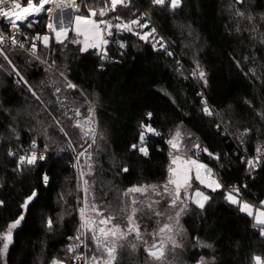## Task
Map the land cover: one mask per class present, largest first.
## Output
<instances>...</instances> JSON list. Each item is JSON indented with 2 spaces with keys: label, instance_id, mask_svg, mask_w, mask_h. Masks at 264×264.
Here are the masks:
<instances>
[{
  "label": "trees",
  "instance_id": "1",
  "mask_svg": "<svg viewBox=\"0 0 264 264\" xmlns=\"http://www.w3.org/2000/svg\"><path fill=\"white\" fill-rule=\"evenodd\" d=\"M86 2L97 13L111 4ZM143 13L167 47L151 37L141 40L140 27L118 28L99 55L97 49L81 52V43H74L78 39L69 32L53 45V55L41 49L44 60H53L51 67L4 46L9 61L0 59V238L23 220L12 229L6 253L0 243V264H68L79 228L77 207L84 205L87 216L97 204L121 224L128 217L130 193H137L130 188L168 184V141L178 130L221 187L206 190L203 209L191 200L173 207L188 241L178 252L169 248L163 264H197L200 257L205 264H264L261 226L226 199L227 191L254 205L264 198V0H181L176 9L170 0L164 5L131 0L114 10L124 23ZM25 31L44 33L45 20ZM200 70L206 86L198 78ZM69 82L76 87L68 88ZM202 101L212 115L203 112ZM142 123L154 130L145 132L143 144ZM141 146L147 156L138 151ZM36 152L34 164L21 163L22 156ZM77 153L79 175L72 168ZM144 210L134 215L140 239L133 232L119 240L114 264L121 257L120 264H147L145 247L159 236L162 222ZM89 246L94 257H106L93 241ZM88 264L97 262L90 258Z\"/></svg>",
  "mask_w": 264,
  "mask_h": 264
},
{
  "label": "snow or ice",
  "instance_id": "2",
  "mask_svg": "<svg viewBox=\"0 0 264 264\" xmlns=\"http://www.w3.org/2000/svg\"><path fill=\"white\" fill-rule=\"evenodd\" d=\"M48 2V0H40V4L38 6H36L35 4H33V0H28V6L27 7H22L21 3L17 2V0H0V16H5L8 18L9 23L12 25L13 30H17L19 29V27L21 26L20 24L17 23V21H20L21 24L27 20V18L32 15L33 12L39 13L42 10H45V4ZM153 4L155 5H164L165 4V0H152ZM237 3H242L243 0H236ZM5 3H10L11 7L9 9H4L2 7V5H4ZM112 3V8L113 10L115 9L116 5L118 3H123V0H111ZM73 4H75V0H73ZM181 4V0H170V6L172 9H176L177 7H179ZM19 10V11H17ZM50 11V9H48ZM76 11H79V9H76ZM89 12L91 14L92 17H95L97 15V12L94 9H89ZM238 15H243V13H237ZM13 15H15V19H13ZM99 16L103 17L105 15V10L101 9L98 13ZM75 22H76V31H77V35H83L84 36V47L80 49L81 52H86L89 48H96L98 47V43H103V44H107L108 41L106 39H104L103 37V29H101L100 25L106 23L105 21H96L93 19H89V17L86 16H81V15H76L75 16ZM132 23L137 24L140 27H147V25L145 24H140V22L138 20H134L132 21ZM28 26L31 27V22L28 23ZM48 27L50 29H54L53 24H49ZM107 27L110 29L111 27H113V25L111 24H107ZM115 27L119 28L120 25H116ZM126 30H131L130 26L128 25H124ZM155 32V29L151 30V33H146L145 35L140 36L141 40H144L147 38L148 35H151L152 33ZM65 34V30L61 29L56 31V36H57V40H60V37L62 35ZM108 35H111V32H108ZM4 37L2 35H0V41H3ZM47 40L48 37L45 36L44 37V42L45 45H47ZM74 43H80L79 40L73 41ZM12 43L13 44H17L19 43L16 39L15 36L12 37ZM20 47H23L24 45L22 43H20L19 45ZM163 46V45H161ZM35 47V45H33V48ZM120 47H124V44H121ZM153 47H155V45H153ZM169 55H171V53H169ZM17 75H19V73H17ZM193 76H196L197 73L193 72L192 73ZM198 78L202 81H204L205 86L207 85V80H206V73L203 70H200L198 73ZM68 88H75L76 85L72 84V83H68L67 84ZM57 91H59V89H57ZM204 103V107H203V112L206 115H212V111L211 109L207 106L206 102ZM77 115H79V111L77 110ZM151 113H148V116L151 117ZM262 118H264V114H261ZM79 126V124L77 125ZM141 127L144 128L145 131H142L140 133V141L141 144H143L144 140H145V132H152L154 131L150 126L148 125H144L143 123L141 124ZM217 127H219V125H217ZM63 131V129H61ZM249 130H245L246 134ZM181 137V132L178 130L175 134V136L169 140V144L171 145V147L176 151V155H173L172 153H170V155H173V160L172 163L173 164H177V161H181L183 159V163L188 165V167H177V168H169V180H168V184H166L164 186V191L166 193H168L169 195L172 196V200H171V206H175L177 201H180L181 203H184V200L182 199V195H181V188H187L190 187V183H189V179H190V174L192 172V169H195V179L199 180L201 184H205L206 181L205 179L202 177L201 175V169H204L207 174L209 176H211V170L207 169L205 165L198 163L196 160H192L190 158L184 157L182 158L179 155V150H180V144H179V139ZM93 143H95V140H93ZM89 147H91V145H89ZM194 148L196 149H200V145L199 144H195L193 145ZM133 149L137 148V145H132ZM138 151L140 153H142L144 156L148 155V151L146 147H139ZM203 151L207 152L208 150L205 148L203 149ZM257 151H260V149H257ZM84 153H80V155H83ZM210 156H213L216 159H219L218 155H215L213 153H208ZM11 155V153H10ZM39 159L43 160L45 159L44 156H40ZM27 161V163L29 165L34 164L37 160V157L35 155V153L31 156V157H21V163H23L24 161ZM249 168H254L256 165L254 164V162L252 160L247 161ZM123 171H128L127 168H124ZM83 175V174H82ZM47 176L44 177L45 182H47ZM169 185H175V193L173 194L170 190H169ZM213 185H215V187L213 188V191H215L217 188L220 187V184L218 182H216L215 180H212L211 182L207 183L206 186L208 187H213ZM155 191V189H153ZM85 191H87V189H85ZM129 192H145L146 189L145 188H141V187H133L130 188L128 190ZM238 193V189L236 190ZM158 195L160 193H157ZM36 193L33 192L32 196L28 197V200L25 201L24 203V207H27L28 201L32 200L33 197H35ZM195 196L197 197V199L194 201L197 206L201 209H203L205 207V202L208 201L209 197L204 195L202 192L197 191L195 193ZM226 199L232 203V204H239L240 205V211L241 212H248V215H253V212L250 210V206L247 203H243L240 204V202L238 200H236L233 196L232 193H229L226 197ZM2 203V202H0ZM133 203L135 204L136 201L133 200ZM158 203V202H157ZM261 205L264 206V201L261 202ZM87 207V203L85 205ZM92 211L96 213L97 217H100L102 215V213L99 211L98 208H96L95 205L91 206ZM149 208H151V204L149 205ZM135 212V209L133 210ZM181 211H184V209H181ZM80 214H81V225H80V229L84 230L87 229L89 231L92 232V240L96 243L97 245V249L99 250L100 248H103L105 253H106V257L102 254L101 257H92V260L96 261L97 264H114V261L116 260V252H117V244L116 241L117 240H125L127 238V236L133 232H135L137 239H140V230L138 226H135L134 224V220L132 216L128 217L129 220V227L127 232L123 231L119 226L116 225H112V227L106 228V227H99L97 229V225H108L110 224L115 218L112 216H107L104 217L102 219L96 220V219H92V218H86L85 217V208H81L80 209ZM156 215H160L159 212L156 213ZM180 215V213H177V217ZM255 219H256V225L259 226H264V210L261 211H257L255 214ZM21 220H23V216H21L19 219H17L14 223H12L9 226V229L7 231V233H5L2 238H0V243H2L3 248L2 251L3 252H7L9 245L12 243V229H15L21 222ZM48 227L51 228L53 226V222L51 220H49L48 222ZM159 231L161 233L164 232H171L172 229L169 225L165 224L162 228L159 229ZM97 232L99 234H97ZM84 235L83 231L78 230V235L74 238L76 240H80L81 237ZM261 235H264V227L261 228ZM111 237V243H107L105 241L108 240V238ZM103 238V239H102ZM168 240L172 243L173 247H179L180 245H178L176 243L175 240H173L171 237H168ZM205 247H211L210 245H202ZM77 247H79V245H77ZM133 248H135V245H132ZM69 252H73L74 248L73 247H69ZM148 252V255L153 257L156 260H160L164 257V251H163V245L160 246V248H157V246L155 244H153L150 248L145 249ZM83 257H77V259H81ZM52 264H61L60 261H56L54 260L52 262ZM199 264H205L203 258H201V261L199 262ZM259 264V261H258Z\"/></svg>",
  "mask_w": 264,
  "mask_h": 264
},
{
  "label": "rangeland",
  "instance_id": "3",
  "mask_svg": "<svg viewBox=\"0 0 264 264\" xmlns=\"http://www.w3.org/2000/svg\"><path fill=\"white\" fill-rule=\"evenodd\" d=\"M83 9L84 10H83V12L81 14H72L71 11H69V10L68 11H63V12L62 11H56L54 13V19H55L54 20V25L56 27V31L61 30V29L65 30V34L62 35L60 37V39L64 38L69 32H72L77 37V39L80 41L82 48L84 47V36L83 35H79V36L77 35V31H76V27L77 26H76V22H75V16L76 15H81V16L89 17V19H93V20H96V21H102V17L99 16L98 13H97V15L95 17L91 16V14L89 12V9H93V8L90 6V4H87V2L84 4ZM94 10L97 12L96 9H94ZM43 20H45V25H46L48 19L46 17H43ZM41 34L44 37L45 36L48 37L47 44L50 43V39H51L53 44L58 42L57 36L55 38L54 34L48 32L46 27H45V32L41 33ZM155 41L158 43L157 40H155ZM43 43L45 44L44 39H43ZM52 43L50 44L51 47L53 46ZM104 45L106 46V44H104ZM101 47H102V43H98V47L91 48V49L99 50ZM23 83H26V82L24 81ZM175 134H176V132L171 136V138L169 140H171L175 136ZM184 139H185V135L183 133H181V137L179 139V144H180L179 155L182 158L187 157V158H190L192 160H196L198 163L205 165L207 169L211 170V176H209L204 169H201V175L206 181L205 184H201L199 180L195 179V169L193 168L192 172L190 174V179H189V183H190L191 186L187 187V188H181V190H180L181 191V195H182V199L184 200V202L186 200H189V201L191 200L195 205H197L194 202L197 199V197L195 196V193L197 191L202 192L204 195L208 196L206 194V190H213L215 185H213V187H208V186H206L207 183L211 182L212 180H215L216 182H218L220 184V187H221V183H220V181H219V179L217 177L212 175L213 170L211 168H209L208 165H206L201 159L198 158V156L196 155L195 150L190 148V147L187 148V145L184 142ZM169 146L172 149L171 153L173 155H176L177 154L176 151L171 147L170 144H169ZM78 154L79 153L76 154V157L78 156ZM173 155H171V163H172V160H173ZM177 167H188V165L184 164L183 163V159H182L181 161H177V164H173L172 163V168H177ZM75 171L77 172V175H79V168H78V170H75ZM79 180L80 179L78 177V181ZM141 188H145L146 191L143 192V193L137 192L136 194L130 193L129 205H128V217L132 216L135 226H138L136 220L134 219V215H136V212L138 210L145 209L148 212H151V214L153 216H156V217L160 218V221L162 222L161 228L165 224H167L172 229L171 232H167V231L164 232V233L160 232L159 236L157 238H154L152 240V242H150L148 247H145V249H148L154 243L161 242L162 245H163L164 257L166 256L167 251L169 250V248H171V250H173L174 252H178V249H180L181 245H183V243H186L188 241V234H187L186 230L184 229V227L182 226V224L180 222V219L178 218L179 216L177 217L178 209H177V211H175L174 210L175 208H173L174 206H171L172 196L164 191V187L163 186H157V185L150 184V185H143V186H141ZM219 188H217V189H219ZM153 189H155V191ZM169 190L174 194L175 193V185H169ZM157 193H160V194L158 195ZM229 193H232V192L227 191L226 197H227V195ZM232 194H233L234 198L240 202V204L247 203V202L241 201L237 197L236 194H234V193H232ZM133 200L136 201L135 204L133 203ZM262 201H264V198L262 199ZM261 202L258 205L247 203L250 206V210L253 212V215H249V216H252L254 218L255 222H256V219H255L256 212L264 210V206L261 205ZM150 204H151V208H149ZM183 204L184 203H181L180 201H177L175 206H177V205L178 206H182ZM94 205L96 206V208L99 209V211L102 213V215L100 217H97L96 213L93 212L92 208H91L90 209V213L91 214L89 215L87 213L88 217L86 216V218H92V219L99 220V219H102L104 217L110 216L108 214L107 215L104 214L102 212V210L98 207L97 204H94ZM239 208H240V205H239ZM134 209H135V212L133 211ZM157 212H159L160 215H156ZM243 213L248 215L247 211H245ZM128 217L121 224H120V221L116 223L113 220L108 225H97L96 227H97V229L99 227H106V228L110 229L112 227V225L114 224L116 226H119L123 231L127 232L128 227H129ZM161 219H163V220H161ZM262 227H264V226H261V228ZM97 234H99V233L97 232ZM129 235H134V234L132 233V234H129ZM91 237H92V232L86 229V250L85 251H86V258H87L86 263L87 264H88L89 259L95 256V253L92 251V249H90V246H89V241H91V242L93 241ZM168 237H171L180 246L179 247H173L172 243L168 240ZM130 238H131L130 242L133 241V244H134V242L136 241V237L132 236ZM111 240H112V238L109 237L108 240L105 241V242L111 243ZM84 241H85V238H84ZM93 243L96 246V243L94 241H93ZM116 244H117V247L120 246L119 240L116 241ZM200 245L202 246V245H209V244L205 243L204 241H200ZM89 249H90V251H89ZM102 251H104V249ZM145 252H147V251L145 250ZM104 253H105V251H104ZM147 255H148V252H147ZM164 257L162 259H160V260H156L153 257L148 255L147 256L148 259H144V260H145V262L147 264H163ZM201 258H203V260L205 262V258L204 257H200L197 264H199V262L201 261ZM122 260H123V257L119 258V260L117 261L116 264H120V262Z\"/></svg>",
  "mask_w": 264,
  "mask_h": 264
},
{
  "label": "built area",
  "instance_id": "4",
  "mask_svg": "<svg viewBox=\"0 0 264 264\" xmlns=\"http://www.w3.org/2000/svg\"><path fill=\"white\" fill-rule=\"evenodd\" d=\"M131 0H123V3H119V4H129ZM17 2L21 3L22 7H27L28 6V0H17ZM86 3V0H75V4H73V0H48V2L45 4V10H42L39 13L33 12L32 15H30L27 20H25L22 24L20 21H17L18 24H20L21 26L19 27L18 31L17 30H13L12 25L9 23V20L7 17L5 16H0V35H2L4 37L3 41H0V59H4L5 61H9L8 60V56L4 50V46H11L13 48H16L22 52H24L25 54H27L28 56H32L35 57L37 59H39L41 62L47 63L48 66L53 67V60L49 61L48 60H44L41 56H40V51L43 47L47 48L49 50V53L51 55L54 54V50L55 47H51L50 44L52 43L51 39H50V43L45 45L43 43V39L44 36L41 34L42 32H36L35 34L29 36L25 29L28 27V23L31 22V24L33 23H37L40 20L43 19V17H46L48 19L47 24L45 25L46 29L48 32L54 34L55 38H56V27L54 25V13L56 11H71L72 14H81L83 12V7L84 4ZM33 4H35L36 6H38L40 4V0H33ZM2 7L4 9H9L11 7L10 3H5L4 5H2ZM50 9V11L48 10ZM76 9H79V11H76ZM115 10V9H114ZM114 10L112 8V3L107 5V7L105 8V15L102 17V21H105L106 23L101 24L100 27L101 29H103V37L104 39H106L108 42L111 39V37L114 34V31L116 29H118L117 27H115L116 25H120V28L125 29L124 25H128L130 26V29H134V28H138L140 26H138L137 24H134L131 22L129 23H124L122 21H119L115 18L114 15ZM19 11V10H17ZM13 19H15V15H13L12 17ZM134 20H138L140 22V24H145L147 25V27H140L141 29H143V32L141 34L145 35L146 33H151V30L154 29L153 27V20L152 18L143 13V14H138L136 19ZM133 20V21H134ZM53 24L54 29H50L48 27L49 24ZM107 24H111L113 25V27H111L110 29L107 27ZM111 32V35H108V32ZM156 31V30H155ZM15 36V39L19 42L17 44H13L12 43V37ZM147 37H151L152 39H155L158 41L159 45H163L161 47H167L168 43L165 40L164 37H162L161 35L158 36L156 32L152 33L151 35H148ZM20 43H22L24 46L20 47ZM53 44V43H52ZM56 44V43H55ZM53 44V45H55ZM33 45H35V47L33 48ZM106 46L102 43V47L97 50L98 54L101 55L103 53V51L105 50ZM52 50V51H51ZM0 67L4 68V66L2 65V63L0 62ZM6 68V67H5ZM13 71L15 73H17L16 68L13 67ZM19 80L20 82H24V78L19 74ZM22 150V155L24 156V151H25V147L21 146L20 147ZM14 152V150H11L10 153L12 154ZM35 155H38V153L36 152ZM22 156V157H23ZM78 157V156H77ZM75 156V160L72 163V168L74 170H78V159ZM254 158V157H253ZM207 165V164H206ZM209 168H211L208 165ZM212 169V168H211ZM213 170V169H212ZM76 172V171H75ZM212 175L217 177L215 172H212ZM81 208H85L84 205H79L77 207V214H78V224H79V228L78 230L83 231L84 235L81 237L80 240H76L75 241V245H74V256L72 257L71 261L68 264H87V258H86V229L81 230L80 229V225L82 223L81 221V214H80V209ZM85 217H86V210H85ZM78 235V232L76 234V236ZM85 238V241H84ZM77 245H79V247H77ZM77 257H83L81 259H77Z\"/></svg>",
  "mask_w": 264,
  "mask_h": 264
},
{
  "label": "flooded vegetation",
  "instance_id": "5",
  "mask_svg": "<svg viewBox=\"0 0 264 264\" xmlns=\"http://www.w3.org/2000/svg\"><path fill=\"white\" fill-rule=\"evenodd\" d=\"M154 244H159V247H158V248H160V246L162 245V243H161V242L154 243Z\"/></svg>",
  "mask_w": 264,
  "mask_h": 264
},
{
  "label": "water",
  "instance_id": "6",
  "mask_svg": "<svg viewBox=\"0 0 264 264\" xmlns=\"http://www.w3.org/2000/svg\"><path fill=\"white\" fill-rule=\"evenodd\" d=\"M207 153H208V151H207ZM156 246H157V248L159 247V244H155Z\"/></svg>",
  "mask_w": 264,
  "mask_h": 264
},
{
  "label": "bare ground",
  "instance_id": "7",
  "mask_svg": "<svg viewBox=\"0 0 264 264\" xmlns=\"http://www.w3.org/2000/svg\"><path fill=\"white\" fill-rule=\"evenodd\" d=\"M230 190H233L232 188H230Z\"/></svg>",
  "mask_w": 264,
  "mask_h": 264
}]
</instances>
